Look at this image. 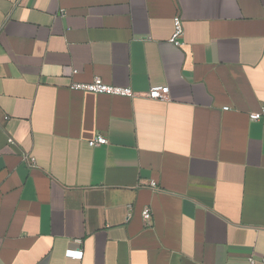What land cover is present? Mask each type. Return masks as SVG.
<instances>
[{
  "label": "crops",
  "instance_id": "obj_1",
  "mask_svg": "<svg viewBox=\"0 0 264 264\" xmlns=\"http://www.w3.org/2000/svg\"><path fill=\"white\" fill-rule=\"evenodd\" d=\"M262 109L264 0H0V264L264 259Z\"/></svg>",
  "mask_w": 264,
  "mask_h": 264
},
{
  "label": "built area",
  "instance_id": "obj_2",
  "mask_svg": "<svg viewBox=\"0 0 264 264\" xmlns=\"http://www.w3.org/2000/svg\"><path fill=\"white\" fill-rule=\"evenodd\" d=\"M183 35V27L179 17H175L173 20V33L169 39V43L175 47L182 46L181 37ZM70 90L73 91H81L99 95H108V96H117V97H125V98H134V97H144L149 100L154 101H166L169 96V89L166 86H154L151 87L146 93H136L132 89L128 87H121L115 85H106L99 78L93 79L89 83H72L69 87ZM262 117H264V109H262L258 113H251L249 115L250 121L256 122L259 121ZM11 142V141H9ZM108 144V141L103 136H96L93 140L89 141L88 145L90 147H98L105 146ZM23 160L28 163L34 164V158L23 155ZM154 187V183L151 184ZM143 222L149 224L151 221V212L148 208H144L141 213ZM68 256L75 255L77 259L82 257V252L78 251L76 253L68 252ZM248 264H264V259L256 260L253 257L248 258Z\"/></svg>",
  "mask_w": 264,
  "mask_h": 264
}]
</instances>
